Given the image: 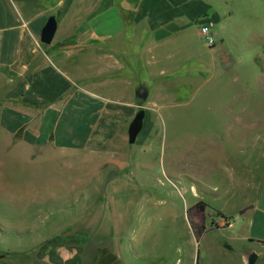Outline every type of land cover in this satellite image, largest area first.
<instances>
[{
	"label": "rangeland",
	"instance_id": "374dc122",
	"mask_svg": "<svg viewBox=\"0 0 264 264\" xmlns=\"http://www.w3.org/2000/svg\"><path fill=\"white\" fill-rule=\"evenodd\" d=\"M199 1L181 37L120 41L117 97L148 87L133 143L0 158V264L50 261L32 249L52 234L84 264H264V0Z\"/></svg>",
	"mask_w": 264,
	"mask_h": 264
},
{
	"label": "crops",
	"instance_id": "0c3cea01",
	"mask_svg": "<svg viewBox=\"0 0 264 264\" xmlns=\"http://www.w3.org/2000/svg\"><path fill=\"white\" fill-rule=\"evenodd\" d=\"M203 8L199 0H20L18 7L0 0V158L103 152L108 142L124 147L127 123L140 107L145 123L148 87L142 82L125 101L117 97L119 77L130 66L121 39L130 44L142 37L149 52L181 37ZM46 13L57 23L48 44L39 39ZM115 161L127 164L122 157ZM65 257L84 264L77 251ZM113 258L119 264L120 252ZM31 261L54 264L36 256Z\"/></svg>",
	"mask_w": 264,
	"mask_h": 264
},
{
	"label": "water",
	"instance_id": "95a60500",
	"mask_svg": "<svg viewBox=\"0 0 264 264\" xmlns=\"http://www.w3.org/2000/svg\"><path fill=\"white\" fill-rule=\"evenodd\" d=\"M56 19L53 15L48 16L47 20L45 21L44 25L41 28L40 31V41L44 44H48L51 42L55 30H56ZM143 95H146V92L143 93ZM143 96H138L137 100L139 102H142ZM144 111L140 107L137 112L134 114L132 119L130 120L128 127H127V141L129 143H133L135 141L136 135L140 131L142 127V121H143ZM251 264V262H249Z\"/></svg>",
	"mask_w": 264,
	"mask_h": 264
},
{
	"label": "trees",
	"instance_id": "16d2710c",
	"mask_svg": "<svg viewBox=\"0 0 264 264\" xmlns=\"http://www.w3.org/2000/svg\"><path fill=\"white\" fill-rule=\"evenodd\" d=\"M196 204L198 205V207L200 209H204V203L198 202ZM51 239H52V242L51 243H49V242H43L39 246H35L32 249V251L35 252L36 254H41V252H43V250H44V253H47V255L50 258V261L53 262L54 264H76L75 258L72 261L70 259H69V261L68 260H65V261L64 260H61L59 258V255L56 252H54V250H53V246H56L55 248H57L58 245H65V246H68L69 245L68 247H72V245L67 244L64 241L58 242L57 241L58 240V236L57 237H54V238H51ZM0 257H2V254L0 255Z\"/></svg>",
	"mask_w": 264,
	"mask_h": 264
},
{
	"label": "built area",
	"instance_id": "2783aa9c",
	"mask_svg": "<svg viewBox=\"0 0 264 264\" xmlns=\"http://www.w3.org/2000/svg\"><path fill=\"white\" fill-rule=\"evenodd\" d=\"M198 35L203 38L207 45H213L215 42V36L211 30V24L205 23L198 27Z\"/></svg>",
	"mask_w": 264,
	"mask_h": 264
}]
</instances>
